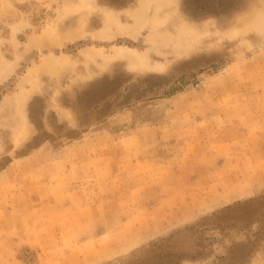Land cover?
<instances>
[{"label":"rangeland","instance_id":"1","mask_svg":"<svg viewBox=\"0 0 264 264\" xmlns=\"http://www.w3.org/2000/svg\"><path fill=\"white\" fill-rule=\"evenodd\" d=\"M0 264H264V0H0Z\"/></svg>","mask_w":264,"mask_h":264},{"label":"bare ground","instance_id":"2","mask_svg":"<svg viewBox=\"0 0 264 264\" xmlns=\"http://www.w3.org/2000/svg\"><path fill=\"white\" fill-rule=\"evenodd\" d=\"M171 1H173V0H171ZM174 1H176V0H174ZM166 2V1H165ZM168 5V4H167ZM170 5V4H169ZM148 7H144L143 9H141L138 13H136L135 15H134V17H133V27H130V28H122V27H119V24H118V21L116 20V18L114 17H111V19H109V21L107 22V29H106V31L102 34V38H103V40L105 41V42H111L112 40H113V36L108 32V30H110V28L112 27V25H114V26H117V28L118 29H120L122 32L124 31L125 33H126V35L127 36H129L130 38H135L136 37V34H137V32L142 28V26L145 24V22H146V17L148 16L147 15V11H148V9H147ZM158 21V20H157ZM187 37L188 36H190L189 34H185ZM231 36V35H230ZM167 37V36H166ZM169 37V36H168ZM167 37V39H165L164 41H165V43L167 42H169V40L171 39V38H168ZM183 38H185L184 36H182ZM174 38V37H173ZM95 39H96V36H95ZM178 40V39H177ZM176 45V44H175ZM174 46V45H173ZM161 47V42H160V39H159V42H158V44H157V46H156V48L157 49H159ZM156 49V50H157ZM149 50V49H148ZM148 50H147V52L146 53H148ZM156 52V51H155ZM116 53V52H115ZM95 54V53H94ZM146 55V54H145ZM148 55V54H147ZM147 55H146V57H147ZM123 56V52H122V50H120L119 52H118V56H116L115 58H120V57H122ZM189 56V55H188ZM112 57V56H111ZM127 57V56H126ZM132 57V56H131ZM143 57H144V55H143ZM104 58V57H103ZM114 58V60H116ZM111 59V58H110ZM109 59V60H110ZM147 59V58H146ZM108 60V59H107ZM119 60V59H118ZM141 60V59H140ZM148 61V60H147ZM142 62V61H141ZM143 62H144V60H143ZM104 63H105V61H104ZM131 66V65H130ZM141 66H142V64H141ZM141 66H139V67H141ZM162 66V65H161ZM134 67V66H133ZM160 67V66H159ZM159 67H157L158 69H160ZM164 67V66H163ZM162 67V68H163ZM164 70V69H163ZM136 71V70H135ZM8 72V71H7ZM158 73H160V72H158ZM6 77V76H5ZM4 77V78H5Z\"/></svg>","mask_w":264,"mask_h":264},{"label":"trees","instance_id":"3","mask_svg":"<svg viewBox=\"0 0 264 264\" xmlns=\"http://www.w3.org/2000/svg\"><path fill=\"white\" fill-rule=\"evenodd\" d=\"M251 202H254V201H250V202H247V203H245V204L247 205V204H250Z\"/></svg>","mask_w":264,"mask_h":264},{"label":"flooded vegetation","instance_id":"4","mask_svg":"<svg viewBox=\"0 0 264 264\" xmlns=\"http://www.w3.org/2000/svg\"><path fill=\"white\" fill-rule=\"evenodd\" d=\"M153 80V79H152Z\"/></svg>","mask_w":264,"mask_h":264}]
</instances>
